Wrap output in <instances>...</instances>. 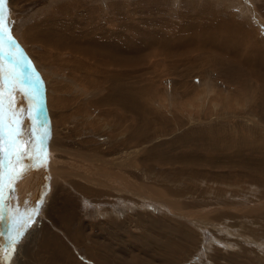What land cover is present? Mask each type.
Returning a JSON list of instances; mask_svg holds the SVG:
<instances>
[{"label": "rangeland", "instance_id": "obj_1", "mask_svg": "<svg viewBox=\"0 0 264 264\" xmlns=\"http://www.w3.org/2000/svg\"><path fill=\"white\" fill-rule=\"evenodd\" d=\"M5 7L26 72L39 80L44 113L25 123L30 108L17 96L18 81L11 93L0 84L10 117L9 97L17 103L11 111L22 147L39 157L14 160L27 169L21 185L39 190L30 205L13 198L9 208L30 212L43 200L5 264H28L26 254L35 258L30 264L69 257L100 264L110 255L109 264L122 255V264L134 257L145 264L169 257V264H264V0H6ZM217 25L227 40L220 49L206 35ZM102 33L128 36L125 69L88 56L106 53ZM156 33L168 45L155 47L159 36L153 42L149 35ZM164 50L170 56H152ZM24 80L17 85L31 94ZM41 160L43 167H32Z\"/></svg>", "mask_w": 264, "mask_h": 264}, {"label": "bare ground", "instance_id": "obj_2", "mask_svg": "<svg viewBox=\"0 0 264 264\" xmlns=\"http://www.w3.org/2000/svg\"><path fill=\"white\" fill-rule=\"evenodd\" d=\"M221 5V4H220ZM111 6V5H110ZM81 18V17H80ZM153 19V18H152ZM184 20V19H183ZM185 21V20H184ZM193 21V20H192ZM148 22H149V20H148ZM155 22V21H154ZM165 22V21H164ZM153 23V22H152ZM152 23L150 24L151 26H152ZM142 24V23H141ZM149 24V23H148ZM155 23H153V25H154ZM160 25H161V23H159ZM164 24V23H163ZM162 24V25H163ZM186 24V23H185ZM189 24V23H188ZM193 24V23H192ZM196 24V23H195ZM26 25V24H25ZM206 25H207V23H206ZM210 26H212L211 24H209ZM43 26H45V25H43ZM151 26L149 27V29L151 28ZM155 26V25H154ZM163 26H167V25H163ZM185 25H183V27H184ZM207 27V26H206ZM209 27V26H208ZM207 27V28H208ZM215 27H217V28H219V30H220V26L218 27V25L217 26H213L212 28H211V30H212V32L211 33H209L208 32V34H206L207 36H208V39L210 40V41H212V40H214V44L212 43V45H215L216 47H218L219 48V44L220 43H222V45L227 41L226 39H225V37H223V36H225V35H223L224 33L223 32H219L218 30H216L217 28H215ZM121 28V30L120 31H126V27H124V22L122 21V26L120 27ZM161 28H163L162 26L160 27V29ZM165 28V27H164ZM163 28V29H164ZM167 28V27H166ZM216 30V31H213L214 29ZM223 28V27H222ZM221 28V29H222ZM227 28H228V26H227ZM15 29V28H14ZM21 29V28H20ZM31 29V28H30ZM210 29V28H209ZM96 31L98 30L97 28L95 29ZM100 30V29H99ZM146 30V29H145ZM159 30V29H158ZM169 30V29H168ZM170 30H172V28L170 29ZM169 30V31H170ZM208 30V29H207ZM19 31V30H18ZM32 31V30H31ZM148 31V30H147ZM177 31V30H176ZM210 31V30H209ZM217 31L219 32V34L221 35H219L218 33H217ZM226 31V30H225ZM20 32V31H19ZM64 32H65V30H64ZM88 32V31H87ZM107 32V31H106ZM144 32V31H143ZM149 32V31H148ZM172 32V31H171ZM170 32V33H171ZM178 32H180V31H178ZM205 32V31H204ZM28 33V32H27ZM63 33V32H62ZM105 33V32H104ZM114 33V32H113ZM152 33V32H151ZM150 33V34H151ZM163 33V32H162ZM223 33V34H222ZM18 34V33H17ZM22 34V33H21ZM32 34V33H31ZM47 34V33H46ZM56 34V33H55ZM103 34V33H102ZM106 34V33H105ZM105 34H103L104 36H105V39H103V40H101V48L102 49H104V50H106V53H101V55H98L96 52H97V50H95V51H93V52H91V53H89L88 54V56L89 57H91V55H93V56H100V57H102L103 58V61H104V65H106V66H108L109 68H115V67H120V68H124L125 69V67H127L128 66V64H131L130 62H131V60H130V57H129V55H128V52H130L129 51V49L132 47L131 46V44H129L130 43V41H129V39H128V36H127V38H126V36H123L122 35V33H121V36H119V40L118 41H116V40H113L111 37H110V35H105ZM133 34V33H132ZM153 34V33H152ZM157 35H153V36H151V35H149L150 36V39H152L153 40V42H154V40L156 39L157 40V42H156V45L157 46H155V47H159V46H166V45H168V42L163 38L164 36H162L163 34H158V33H156ZM16 35V34H15ZM52 35V34H51ZM50 35V36H51ZM54 35V34H53ZM57 35H58V33H57ZM112 35V34H111ZM117 35H119L118 33H117ZM116 35V36H117ZM183 35V34H182ZM216 35H219V36H216ZM24 36V35H23ZM22 36V37H23ZM44 36H46V35H44ZM90 36V35H89ZM115 36V35H114ZM148 36V35H147ZM147 36H144V37H146L147 38ZM172 36V35H171ZM178 36V35H177ZM176 36V37H177ZM49 37V36H48ZM140 37V36H139ZM156 37V38H155ZM215 37H217V40L218 41H216V38ZM223 37V38H222ZM247 37V36H246ZM58 38V37H57ZM76 39H78V36L77 37H75ZM218 38H220V39H218ZM19 39V38H18ZM116 39V38H115ZM168 39V38H167ZM53 40V39H52ZM56 40V39H55ZM142 40V39H141ZM144 40V39H143ZM169 40V39H168ZM174 40V39H173ZM207 40V39H206ZM38 41V40H37ZM54 41V40H53ZM146 41H148V40H146ZM40 42H41V40H40ZM46 43H47V41H45ZM61 42V41H60ZM79 42H80V40H79ZM143 42H145V41H143ZM152 42V43H153ZM148 43V42H147ZM176 43V42H175ZM202 43V42H201ZM210 43V42H209ZM50 44V43H49ZM75 44V43H74ZM199 44V43H198ZM25 45V44H24ZM77 45H79L78 44V42H77ZM83 45H86V47H89L88 45H90L89 43L87 44V43H84ZM134 45V44H133ZM144 45H146L145 43H144ZM177 45V44H176ZM55 46V45H54ZM149 46H151V45H149ZM149 46H148V48H149ZM153 46V45H152ZM133 47H135V46H133ZM142 47V46H141ZM146 47H147V45H146ZM202 47V46H201ZM204 47V46H203ZM211 47V46H210ZM89 48H95V46L94 45H92V47H89ZM161 48V47H160ZM163 48V47H162ZM212 48V47H211ZM214 48V47H213ZM212 48V49H213ZM155 49V48H154ZM153 49V50H154ZM157 49V48H156ZM205 49V48H204ZM220 49V48H219ZM76 50V49H75ZM86 51H88L87 49H85ZM131 50V49H130ZM133 50V49H132ZM135 50V49H134ZM133 50V51H134ZM151 50H152V48H151ZM135 51H138V50H135ZM155 51H157V50H155ZM172 52V51H171ZM224 52V51H223ZM76 53V52H75ZM155 53L156 52H154V55H152L153 53L151 52V55L154 57V56H167L168 57V55L170 54V53H168L167 51L165 52V50L164 51H162V52H159L158 54H156L155 55ZM258 53V52H257ZM139 54V53H138ZM147 54V53H146ZM244 54V53H243ZM87 55V54H86ZM133 54H131V56H132ZM150 55V57H152ZM181 55L182 56H187V54L186 53H181ZM215 55V54H214ZM170 56V55H169ZM171 56H174V55H171ZM213 56V55H212ZM244 56V55H243ZM99 57V58H100ZM216 57V56H215ZM145 58V57H144ZM170 58V57H169ZM231 58V57H230ZM236 58V57H235ZM244 58V57H243ZM242 58V59H243ZM190 59V58H189ZM209 59H211V57L209 58ZM231 59H234V57L233 58H231ZM140 61L142 60V59H139ZM150 60V59H149ZM169 60H172V59H169ZM175 60V59H174ZM178 60V59H177ZM183 60V59H182ZM186 60V59H185ZM244 60V59H243ZM102 61V62H103ZM143 61V60H142ZM141 61V62H142ZM4 62V61H3ZM185 62V61H184ZM226 62V61H225ZM250 62V61H249ZM8 63V62H7ZM143 63V62H142ZM216 63V62H215ZM231 63H232V61H231ZM235 63V62H234ZM241 63V62H240ZM140 64V63H139ZM224 64H227V63H224ZM223 64V65H224ZM244 64V63H243ZM249 64V63H248ZM9 65V64H8ZM242 65V64H241ZM251 65V64H250ZM135 66H137V65H135ZM148 67V66H147ZM9 68V67H8ZM119 69V68H118ZM135 69V68H134ZM235 69H237V68H235ZM251 69V68H250ZM26 71H28V70H25V72ZM225 72V71H224ZM27 73V72H26ZM175 73V72H174ZM254 73V72H253ZM22 74V73H21ZM135 74V73H134ZM31 75V74H30ZM179 75V74H178ZM24 78H25V80L24 81H27V82H29V84H30V81L28 80V77H29V74L27 73V75L26 76H23ZM116 77V76H115ZM18 83V82H17ZM17 83H16V87H18L19 86V90H15V91H18V93H17V96L18 95H20V94H23L24 92H26V87L24 88L23 86H20V85H17ZM20 83H22V82H20ZM1 84V83H0ZM23 84H25V82L23 83ZM2 85V84H1ZM12 86V85H11ZM14 86V85H13ZM13 88V87H12ZM29 88V87H28ZM14 89H15V87H14ZM30 90V89H29ZM5 91V90H4ZM130 92H132V93H134L135 91L132 89ZM6 93H7V91H6ZM16 93V92H15ZM29 93V92H28ZM117 94H119V91H115L114 92V96H116ZM16 95V94H15ZM21 96V95H20ZM22 96H24V94L22 95ZM40 98V97H39ZM20 99H22V97L20 98ZM17 101H19L18 99H17ZM13 102H15V101H13ZM16 103V102H15ZM34 102L32 101V99H31V94L29 93V95L27 96V97H25V102H24V105L26 106V107H28V108H30V112L31 111H35V103H34V105H30V104H33ZM120 103H123V104H125L124 106H122V104H120V106H122V107H124V108H126L127 110L128 109H130L131 110V107L130 106H128L126 103H124V102H120ZM5 104H6V102H5ZM17 104V103H16ZM115 104H117V105H119L118 103H115ZM14 105V104H13ZM12 105V106H13ZM16 106V105H15ZM43 107L42 105H41V99H40V104L39 105H37V107ZM6 109V108H5ZM14 109V108H13ZM18 112H22V111H18ZM7 115H8V119L6 120V122L7 123H9L10 121V115L8 114V113H6ZM29 115V114H28ZM44 118H45V115H44ZM18 119V118H17ZM29 118H28V116L27 117H25V118H23L22 119V121H24L25 123H28L29 122V120H28ZM41 122V121H40ZM45 122V121H44ZM146 124V123H145ZM33 125V124H32ZM37 125H39V124H37ZM33 127V126H32ZM25 128V127H24ZM30 133V132H29ZM22 134V133H21ZM26 136H27V134H26ZM41 137H42V135H41ZM7 138V137H6ZM26 138V137H25ZM29 139V138H28ZM22 140H24V139H22ZM30 140V139H29ZM26 141H27V139H26ZM22 142V141H21ZM29 142V141H28ZM22 144L23 143H21L20 144V147L21 148H23L22 147ZM25 147H26V145H25ZM24 149V148H23ZM16 164H14V159H13V161H12V163H11V165H8L7 164V161H6V166H5V168L3 169L4 170V174H5V179H4V193H5V199H4V201H2V202H0V264H5V262H6V260H7V257L11 254V253H13L12 251H11V249H10V245H9V243L7 242V239H9V237H10V234H11V228H10V221H9V219H8V213H9V210H10V208H9V206H10V201L14 198V200L15 201H17V202H19V201H22V203L24 204H26L27 206L28 205H30V201L32 200V195H33V191H37V189H38V184H35V186L31 189V187H32V185H31V187H30V184L28 185V184H26V186H22L21 184H25L24 183V181H26L27 179H25V177H23L25 180H23V178H22V180L21 179H19V180H17V181H15V182H17V184L18 185H20V187L22 186L23 188H20V187H17V188H14V186L15 185H13V180H11L9 177H11V176H18V174L21 172V171H19V169L17 168L18 166H15ZM12 166H13V168H12ZM10 168H12L11 169V172L9 171L10 170ZM45 171H47V170H45ZM96 171V170H95ZM23 172V171H22ZM29 172V171H28ZM30 172H32L31 171V168H30ZM98 172V171H97ZM32 174V176H33V173H31ZM30 174V175H31ZM43 174V173H42ZM29 175V174H28ZM41 175V174H40ZM31 176V177H32ZM126 176V175H125ZM36 177H37V179H38V176L36 175ZM36 177H34V178H36ZM90 179H92V176L91 177H89ZM135 178V177H134ZM36 179V180H37ZM41 179H43V176H42V178H41V176H40V180ZM94 179V178H93ZM136 179V178H135ZM34 180V179H33ZM133 180V179H132ZM30 181V180H29ZM136 181V180H135ZM9 182V183H8ZM14 182V183H15ZM27 182V181H26ZM34 182V181H33ZM41 182H42V180H41ZM129 182H131V181H129ZM29 183H31V181L29 182ZM120 183V182H119ZM125 183H128V181L127 182H125ZM138 183V182H137ZM124 184V183H123ZM144 184V183H143ZM119 185H121V184H119ZM125 185V184H124ZM128 185H129V183H128ZM40 186H41V184H40ZM133 187L135 186V185H132ZM141 186V185H140ZM42 187V186H41ZM129 187V186H128ZM144 187V186H143ZM9 188H11V193L9 194ZM14 188V189H13ZM122 189H125L124 187H121ZM138 188H139V186H138ZM132 189V188H131ZM134 189H137V187L136 188H134ZM133 189V190H134ZM146 189V188H145ZM39 190V189H38ZM152 190V189H151ZM150 190V191H151ZM154 190V189H153ZM15 193H14V192ZM149 191V190H148ZM39 192V191H38ZM153 192V191H152ZM36 193V192H35ZM154 193V192H153ZM137 194V193H136ZM139 194V193H138ZM151 194V193H150ZM41 195V194H40ZM47 196V195H46ZM136 196V195H135ZM144 196V195H143ZM136 197H138V196H136ZM146 198V197H145ZM139 199H140V197H139ZM144 199V198H143ZM143 201V200H142ZM144 202H146V201H144ZM14 203V202H13ZM20 203V202H19ZM18 203V204H19ZM21 203V204H22ZM15 204V203H14ZM13 204V205H14ZM24 204V205H25ZM81 204H83V201H81ZM149 204V203H148ZM17 205V204H16ZM150 205V204H149ZM178 207V206H177ZM15 208V207H14ZM15 209H17V208H15ZM27 209L26 208H20V212L21 213H23V212H25ZM67 210V209H66ZM28 211V210H27ZM51 211V210H50ZM94 212H97L96 210H93ZM91 214V213H90ZM70 215V214H69ZM33 226V224L31 225V227ZM30 227V228H31ZM37 227V226H36ZM30 233V232H29ZM31 235V234H30ZM128 236V235H127ZM29 237V236H28ZM132 237V236H131ZM131 237H129V239H131ZM23 238H25V237H23ZM22 238V239H23ZM27 238V237H26ZM21 239V240H22ZM34 239H35V236H34ZM20 240V241H21ZM55 240V239H54ZM32 241V240H31ZM25 242V241H24ZM27 242V241H26ZM51 242V241H50ZM54 242H56V240L54 241ZM75 242H77V241H75ZM134 242H137L135 239H134ZM167 242V241H166ZM57 243V242H56ZM152 242L150 241L149 242V245L151 244ZM157 244H158V242H156ZM168 243V242H167ZM173 243V242H172ZM58 244V243H57ZM154 244V243H153ZM171 244V243H170ZM9 245V246H8ZM50 245V244H49ZM48 245V246H49ZM54 245H55V243H54ZM136 245V244H135ZM149 245H148V248H147V251L148 250H152V249H156L155 251L157 252V248L156 247H153L152 245V247L150 246L149 247ZM30 246H33L32 247V249L30 250V254H34V252H33V250L35 249V244L33 243H31V245ZM52 246V245H51ZM61 247V248H63V250L61 249V251H62V253H63V251H68L67 250V248H66V246L63 244V243H61L60 242V244H58V247ZM159 246L160 247H162V245L159 243ZM171 246H173V245H171ZM47 247V246H46ZM168 248L169 247V244H166L163 248L165 249V248ZM29 248V247H28ZM57 248V247H56ZM137 249H138V247H136ZM18 249V246L16 247V249H15V251L16 252H18L19 250H17ZM20 249V248H19ZM58 249H60V248H58ZM101 249H103V247L101 248ZM162 249V248H161ZM178 249V248H177ZM160 250V249H159ZM14 251V253H16ZM49 252H50V255H51V259L53 260V253H52V251H53V249H49L48 250ZM56 251V250H55ZM59 251V250H58ZM108 251V250H107ZM136 251V250H135ZM176 251V250H175ZM77 252L78 253H80V255H81V251H80V249L79 250H77ZM152 252V251H151ZM74 253V252H73ZM147 253V252H146ZM19 254V253H18ZM64 254V253H63ZM185 254V253H184ZM75 255V254H74ZM21 256H23V255H21ZM37 257H38V255H36ZM64 256H66L65 254H64ZM118 256V255H117ZM169 256V255H168ZM4 257H5V261H4ZM15 257H16V254H15ZM14 257V258H15ZM18 257V256H17ZM26 257L28 258V260H30L31 262H36L35 261V258L33 257H31L29 254H28V256H27V254H26ZM36 257V258H37ZM150 257V256H149ZM19 258V257H18ZM17 258V259H18ZM64 258V257H63ZM79 259L81 258V256L80 257H78ZM106 258H108V259H106ZM123 255L121 256V258L120 259H117L114 263H111V264H122L123 263ZM151 258V257H150ZM173 258V257H172ZM171 259V257H169L168 259H165V261L164 262H166V264H169L168 263V260H170ZM147 260V259H146ZM15 261V260H14ZM30 261H29V263L28 264H30ZM78 261V260H77ZM75 259H74V257H69V258H66L65 260H62V263H60L59 262V264H81L79 261L77 262ZM81 261V260H80ZM152 261V260H151ZM10 262H12V261H10ZM19 262V261H18ZM51 262V261H50ZM99 262H101L100 264H109L110 262H111V255L108 257V256H105V258L103 259V261H99ZM154 262V261H153ZM172 262V261H171ZM16 263V262H15ZM26 263V262H25ZM83 264V263H82ZM88 264H91V263H88ZM93 264H97V262H94ZM127 264V263H126ZM129 264V263H128ZM130 264H145L144 262H142V261H140L137 257H134V258H132V263H130Z\"/></svg>", "mask_w": 264, "mask_h": 264}, {"label": "snow or ice", "instance_id": "obj_3", "mask_svg": "<svg viewBox=\"0 0 264 264\" xmlns=\"http://www.w3.org/2000/svg\"><path fill=\"white\" fill-rule=\"evenodd\" d=\"M6 0H0V58L2 60L9 61L11 67L6 68L5 65L0 62V83L8 85V92L11 93L13 88L11 87L13 81L23 82V77L21 73L30 68V64L26 61V58L22 51H20L17 42L11 36V22L7 16V8L5 7ZM5 45L7 46V51L5 50ZM15 49V51H13ZM28 80L32 84L31 99L36 104H40L39 99V80L34 78V73L28 77ZM25 97L29 95L28 92L23 93ZM12 101L9 97L7 102V108L11 114V122L6 123L8 115L5 111V101L3 98V90L0 89V202L4 201V179L5 174L3 169L6 166V161L8 165H11L13 159L16 163H20L25 157L29 160L39 159V157H33L27 150L20 147L21 144V132L19 131V121L15 119V112H12ZM43 110L37 107L35 111L29 113V120H39L43 116ZM44 136L41 137L40 143L43 145ZM7 137V138H5ZM35 145L33 144V148ZM42 150V148H41ZM46 161L41 160L40 164L37 165L33 163L32 167H43ZM25 171L19 173L18 176L9 177L11 180L23 178ZM11 193V188H9V194ZM44 193H41L43 196ZM43 204V200H37V203L33 206L32 210L20 212V209L9 210L8 219L10 221L11 234L9 237L10 248L14 253L16 247L19 245L20 240L25 237L30 230L33 223L36 222V217L40 213V208ZM12 256L8 257L11 260Z\"/></svg>", "mask_w": 264, "mask_h": 264}]
</instances>
